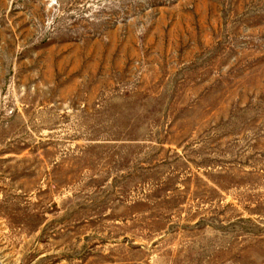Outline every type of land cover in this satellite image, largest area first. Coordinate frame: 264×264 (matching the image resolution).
I'll use <instances>...</instances> for the list:
<instances>
[{
  "label": "rangeland",
  "instance_id": "374dc122",
  "mask_svg": "<svg viewBox=\"0 0 264 264\" xmlns=\"http://www.w3.org/2000/svg\"><path fill=\"white\" fill-rule=\"evenodd\" d=\"M3 264H264V0H0Z\"/></svg>",
  "mask_w": 264,
  "mask_h": 264
},
{
  "label": "bare ground",
  "instance_id": "6f19581e",
  "mask_svg": "<svg viewBox=\"0 0 264 264\" xmlns=\"http://www.w3.org/2000/svg\"><path fill=\"white\" fill-rule=\"evenodd\" d=\"M0 264H3V263L1 262V260H0Z\"/></svg>",
  "mask_w": 264,
  "mask_h": 264
}]
</instances>
